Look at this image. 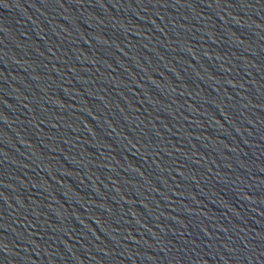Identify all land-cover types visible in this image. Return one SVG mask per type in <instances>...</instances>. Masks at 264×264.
I'll use <instances>...</instances> for the list:
<instances>
[{
  "label": "water",
  "instance_id": "obj_1",
  "mask_svg": "<svg viewBox=\"0 0 264 264\" xmlns=\"http://www.w3.org/2000/svg\"><path fill=\"white\" fill-rule=\"evenodd\" d=\"M11 264H264V0H0Z\"/></svg>",
  "mask_w": 264,
  "mask_h": 264
}]
</instances>
